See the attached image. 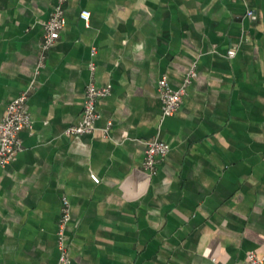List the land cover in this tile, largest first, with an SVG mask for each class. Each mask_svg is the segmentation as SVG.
Instances as JSON below:
<instances>
[{
	"label": "crops",
	"instance_id": "0c3cea01",
	"mask_svg": "<svg viewBox=\"0 0 264 264\" xmlns=\"http://www.w3.org/2000/svg\"><path fill=\"white\" fill-rule=\"evenodd\" d=\"M54 1L0 0V120L25 91L34 120L0 165V264H57L64 197L71 264L263 256L264 0H68L37 73ZM92 61L111 92L93 133L67 135ZM194 65L180 109L163 117L159 80L179 89ZM152 139L171 147L156 175L143 168Z\"/></svg>",
	"mask_w": 264,
	"mask_h": 264
},
{
	"label": "built area",
	"instance_id": "2783aa9c",
	"mask_svg": "<svg viewBox=\"0 0 264 264\" xmlns=\"http://www.w3.org/2000/svg\"><path fill=\"white\" fill-rule=\"evenodd\" d=\"M68 0H55L50 17L43 23L44 35L41 43L40 62L37 67V73L45 66V60L48 50L53 47L60 38L61 30L66 24L65 5ZM247 15L251 17L253 11L249 10ZM81 18L86 24L89 23L90 12L82 11ZM95 55V51L92 52ZM235 50L228 51L229 56H233ZM96 63L90 62L89 69L91 71V80L86 87L85 102L81 120L66 129L67 135H84L91 134L96 130V123L99 119L97 109L99 99L106 97L111 92V85L99 87L94 81L96 72ZM196 76V66L194 65L186 75L183 86L179 89L173 88L168 79L163 77L158 82V92L160 94L163 105V117L173 116L180 109L183 96L187 87ZM30 92L25 91L6 106V113L0 120V165L6 166L14 161L16 155L23 149V141L20 133L24 129H31L34 124L33 116L28 108ZM1 104V102H0ZM111 122L103 129L105 135H108L111 128ZM171 147L168 143L152 139L146 141V153L143 162V168L149 175H156L161 160L169 153ZM61 221L57 231V243L59 257L57 264H71L69 254L66 228L71 219L70 203L64 197L61 209ZM225 264V263H216ZM243 264H264V255L259 257L252 252L248 255V259Z\"/></svg>",
	"mask_w": 264,
	"mask_h": 264
}]
</instances>
